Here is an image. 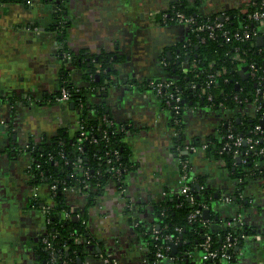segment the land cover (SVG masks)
<instances>
[{
    "label": "crops",
    "instance_id": "1",
    "mask_svg": "<svg viewBox=\"0 0 264 264\" xmlns=\"http://www.w3.org/2000/svg\"><path fill=\"white\" fill-rule=\"evenodd\" d=\"M173 1L64 0L62 5L64 18L69 22V49L88 53L103 50L122 57L115 64L117 75L108 87L105 102L111 120L125 128L133 164L125 175L123 194L109 183L96 204L87 207L85 194L77 188L64 192L68 206L86 212L91 241L85 245V264H102V254H110L115 264L174 262L175 257L171 262L168 254L149 263L147 243L133 225L137 220L150 223L154 219L152 203L178 194L185 182L169 107L145 85L150 79L171 77L161 64V55L186 36L182 25L164 24L157 17ZM251 2L200 0L198 13L233 10L238 14ZM56 4V0H39L32 5L6 2L0 6V95L16 97L13 105L6 98L0 100V264L40 263L36 244L44 234V208L52 204L48 185L41 184L37 186L40 206L32 205L35 186L27 172L29 157L26 152L10 155L5 148L22 146L29 136L39 140L61 128L71 136L77 125L78 115L71 102L51 99L59 91L58 71L63 64L55 34L47 29ZM71 79L76 86H87L75 68L71 69ZM231 113L202 103L188 105L182 114L184 142L188 144L191 137L215 135L221 120ZM189 166V178L203 177L205 185L218 196L208 213L209 217L214 214L218 218L211 223V230L223 229L224 218L240 211L251 231L239 239V250L234 249L237 256L220 264L263 261L264 181L246 185L244 194L252 201L243 211L234 201L225 200L233 195L236 183L222 162L207 158L203 150H198L190 153ZM197 183L194 181L193 186ZM257 233L260 240L254 239ZM187 262L202 264L201 250H192Z\"/></svg>",
    "mask_w": 264,
    "mask_h": 264
},
{
    "label": "trees",
    "instance_id": "2",
    "mask_svg": "<svg viewBox=\"0 0 264 264\" xmlns=\"http://www.w3.org/2000/svg\"><path fill=\"white\" fill-rule=\"evenodd\" d=\"M57 1L54 18L47 29L55 34L58 56L63 64L58 71L59 91L53 93L51 99H55L62 87L68 90L71 94L73 108L78 115L76 129L71 136H67L63 128L58 129L52 135L42 136L39 140L29 136L22 146L10 145L5 148V151L10 155L12 153L16 155L17 152L28 153L30 165L27 172L33 185L56 184L52 192V204L46 208L43 234L51 238L53 249L51 251L45 249L42 237L38 240L36 253L39 255V264H62L64 261L67 264H85V245L91 241L86 227V212L81 213L80 217H75L79 211L65 203L64 188L78 183L80 191L85 194L87 207H90L96 204L98 197L109 183L119 190V186L124 184L126 173L133 168L129 158L125 128L117 126L111 120L110 108L105 102L108 87L117 75L115 64L121 62L122 57L103 50L88 53L83 49L77 52L69 49L66 44L69 22L63 14L64 0ZM0 2L27 5L25 0H0ZM262 2L263 0H252L248 12L264 10ZM199 3L200 0H175L166 10L160 11L157 17L164 24H173L176 11H179L193 16L198 23H202L205 22V17L198 13ZM226 14L228 19L223 22L224 27L229 32H233L237 28L236 13L233 10H226ZM245 17V15L239 16L240 19ZM209 18L208 22L215 18L218 19L219 16L214 13ZM247 22L251 27L252 22ZM237 44L245 50V59L254 61L260 66V74L264 78V44L258 45L255 39L244 42V46L234 40L225 42L221 31H216L214 37H205L204 40H201L197 32H189L186 46L183 47L180 42L176 43L167 49L170 52L169 55H167V50L162 53L161 59L166 63L165 69L171 75L168 80L174 82L184 99L181 114L188 105L201 103L209 105L212 109L232 111L221 120L215 135L191 137L188 144L196 147L205 144L203 151L206 157L222 162L223 168L236 183L230 199L239 206V210L244 211L249 206L248 197L240 198L238 193L244 191L250 182L264 181V124L260 132L254 130L255 125L260 124V112L264 111V99L261 110L253 117L240 114L239 109L246 102L245 99L250 101L255 97V88L258 84L256 77L251 78L240 74L237 71L238 63L230 58L229 54L233 53L234 46ZM68 53L70 59L65 57ZM193 60L195 62L193 69L182 68V62L191 63ZM72 68L81 72V77L87 82L86 87L76 86L72 82ZM213 70H224V72L217 76L208 88L212 95V99L208 101L205 96H199L196 92L205 83L207 74ZM162 80L150 79L145 85L150 88V81ZM191 81L196 86L194 92L189 88ZM262 90L264 91V87ZM235 96L241 100V103L234 98ZM5 98L6 96L0 95V100H5ZM6 99L9 104L13 105L16 97L9 96ZM160 100L165 103L166 96L162 94ZM170 124L176 133L173 136L174 145L180 148L181 159L189 163L190 152L188 150V152H183L187 143L184 142L182 116L178 122H174L170 117ZM79 125H84L86 131L95 139L92 142H81V149L77 148L76 140ZM229 133L234 138L252 137L256 143L252 149L249 148V144L245 143L234 146L232 140L227 138ZM225 142H228L230 147L222 149ZM260 149H263L261 153ZM114 150L118 151V156L113 154ZM237 157L240 158L239 161H236ZM110 165L116 167L119 165L118 172H109ZM84 171L88 172L90 183L93 186L97 184L95 190L84 188L83 184L78 182L84 178ZM187 174L185 183L189 186L188 193L193 195V202H190L185 194L167 195L163 200L152 203L154 219L150 223L146 224L144 221L137 220L135 230L147 243L149 263L155 261V252L158 248L166 245L171 247L174 242L177 244V250L173 264L176 262L188 264L187 255L192 250L200 249V243L207 234L211 237L212 247L215 249L219 248L225 240L227 230L221 229L217 232L211 230V223L218 220L214 214L208 219L201 215L189 220L188 215L195 209H202V211L208 209L212 212V204L218 196H215L212 190L205 185L203 177L197 176L191 180L189 171ZM194 181L199 183L196 192L192 190ZM40 201V198L34 200L35 206L39 207ZM65 211H68L69 216H64ZM227 219L229 218H224L223 222ZM150 227H155L162 237L155 240L151 235ZM177 228H180V231H177ZM229 231L236 237L237 242L241 233L251 232L246 225ZM165 235H170L171 240L165 239ZM163 252L168 255L170 250L163 249ZM231 252L232 258L237 256L234 249ZM51 258L54 260L51 261ZM78 258H80L79 262Z\"/></svg>",
    "mask_w": 264,
    "mask_h": 264
},
{
    "label": "built area",
    "instance_id": "3",
    "mask_svg": "<svg viewBox=\"0 0 264 264\" xmlns=\"http://www.w3.org/2000/svg\"><path fill=\"white\" fill-rule=\"evenodd\" d=\"M39 0H25V3L27 5H32L35 2H38ZM175 1V0H174ZM193 1V0H189ZM2 2H0V6H2ZM264 4V0L261 3ZM219 18L213 19L212 21L208 22L210 20V15H203L205 17V22L198 23L197 20L194 19L193 16L185 15L182 12L176 11V17L173 24H179L182 25L186 30V36L185 38L180 41L182 43V46L187 45V35L189 32H197L200 34L201 40H204L205 37H214L216 31H221V35L223 36V39L225 42H230L231 40H234L236 42H239L243 44L244 42L248 40H256L258 37H262V44H264V10H255L253 12H248V8L245 10H242L238 12V14L235 15L237 18V28L233 32H229L224 27V21L228 19V15L226 14V10H221L218 13H216ZM240 15H245V18H239ZM221 18V19H220ZM251 21V27L248 26V22ZM245 50L241 47L240 44H237L234 46L233 53H230L229 56L232 59V61L237 62L239 67L237 68V71H239L240 74L251 77V78H257V87L255 88V97L248 101L245 99L246 102H244L243 106L240 107L239 111L240 114L245 116H254L258 111L261 110V104L262 100L264 99V91L262 88L264 87V78H262V74H260V66L257 65L254 61H249L245 59ZM65 57L67 59H70V54H65ZM263 62H264V56H263ZM161 64L163 67H166V63L163 59H161ZM194 68L195 62L194 60L191 63L182 62V68ZM224 70H213V72L207 74V79L205 83L199 87L197 90V94L199 96H205L208 101L212 99L211 93L208 91V88L210 87L211 83L215 80L217 76H220L221 73H223ZM150 89H152L158 98L161 97L162 94L166 96L165 103L169 106L170 110V116L174 122H178L179 118H181V110H182V103L184 102V99L182 98V94L180 93L179 89L175 86L174 82L172 80L163 79L162 81H150L149 82ZM189 88L192 90V92L195 91L196 86L193 81L190 82ZM165 90H168L167 92ZM237 99L238 102L241 103V100L238 99L236 96L234 97ZM56 102H72L71 101V94L68 92V90L64 87L60 89L59 94L54 99ZM209 106V105H208ZM99 118V117H98ZM100 120V119H99ZM0 124H2V121H0ZM264 124V111L260 112V124L255 125L254 130L255 131H261L262 125ZM176 133L174 132V135ZM227 138L232 140V144L234 146H239L241 143L249 144V148L252 149L254 143H256V140H254L252 137H233L231 133L227 134ZM77 148L81 149L80 143L83 141L92 142L95 141V139L92 137L91 134H89L84 125H79L78 127V135H77ZM25 144V143H24ZM27 147V146H25ZM206 147L205 144H202L199 147L192 146L187 144V147L184 148L183 152H190L194 153L198 150H204ZM230 147V144L228 142H225L222 149ZM178 148V147H177ZM188 150V151H187ZM263 151V149H260V153ZM178 156L180 160V171L182 178H187V173L190 169L189 163L186 160L181 159L180 157V148H178ZM28 155V153H26ZM114 155L118 156V151L114 150ZM30 162L28 161V167L29 168ZM38 167V165H37ZM109 172L117 173L119 170V165L116 167L114 165H110L108 167ZM89 174L87 171H84V178L79 180L78 182L83 184L84 188H90L91 190H95L97 184L94 186L90 183L88 180ZM35 186V185H34ZM56 184L53 183L50 186H48V193L52 200V192L55 190ZM77 188L80 190V186L77 183L74 186H70L67 188H64V192L68 189ZM119 192L123 194L122 185L119 186ZM189 192V186L183 182L181 185L178 193L185 194L190 202H193V195L188 193ZM238 196L240 198H244L245 194L244 191L239 192ZM246 197V196H245ZM40 198L37 192V186L34 187L33 194H32V205L35 206L34 200ZM226 201H231L230 198H226ZM251 198H248V202L251 203ZM70 207V206H69ZM130 208V205L127 206ZM47 207L44 208L47 212ZM202 209H195L188 215L189 220L195 219L197 216L202 215ZM80 212L75 215V217H80ZM64 216H69L68 211L64 212ZM229 219L225 220L223 222V230H227L225 233V240L222 242L219 246V248L215 249L212 247L211 237L207 234L203 241L200 243V249H201V260L202 264H218L221 261L229 262L232 259V252L231 250L234 249L237 246V240L236 237L231 234L229 230L238 227L242 228L243 225H245L243 220V215L240 211L235 213L232 216L228 217ZM134 227L137 226V221L134 222ZM151 235L152 237L157 240L160 236L158 233V230L155 227H150ZM177 231H180V228L176 229ZM241 238L247 237V234L241 233ZM53 237V236H52ZM165 239L171 240L170 235H165ZM255 240H260L261 236L259 233L254 235ZM42 240L44 242V246L46 250L51 251L52 243L51 238H48L46 236H42ZM176 244V242H174ZM170 246H162L161 248H158L155 252V261L163 259L165 257H168L163 252V249L170 250ZM162 249V250H161ZM54 258V257H53ZM51 258L50 260L53 261L54 259ZM100 259L102 261V264H115L113 260L110 259V254H102L100 255ZM170 259H173L172 257ZM51 264V263H49ZM62 264H67L66 261L62 262ZM257 264H264L263 261H259Z\"/></svg>",
    "mask_w": 264,
    "mask_h": 264
},
{
    "label": "water",
    "instance_id": "4",
    "mask_svg": "<svg viewBox=\"0 0 264 264\" xmlns=\"http://www.w3.org/2000/svg\"><path fill=\"white\" fill-rule=\"evenodd\" d=\"M56 2H58L57 0H56ZM221 19V18H220ZM256 41H257V43H258V45H261L262 44V37L260 36V37H258L257 39H256ZM167 54L169 55L170 54V52L169 51H167ZM71 104L73 105V102H71ZM238 120V119H237ZM15 136H13V138H14ZM239 157H237L236 158V161H239ZM198 187H199V184L197 183V184H195L193 187H192V190L194 191V192H196L197 191V189H198ZM208 213H209V210L208 209H204L203 210V212H202V215H203V218H205V219H208L209 218V216H208ZM238 238L239 239H241V235H239L238 236ZM239 245H240V242H238L237 243V246L234 248L235 250H239ZM176 250H177V244H175V243H172L171 244V249H170V252H169V256H171V257H175V254H176ZM171 262H172V259H169ZM80 261V258H78V262ZM176 264H180L179 262H176Z\"/></svg>",
    "mask_w": 264,
    "mask_h": 264
}]
</instances>
